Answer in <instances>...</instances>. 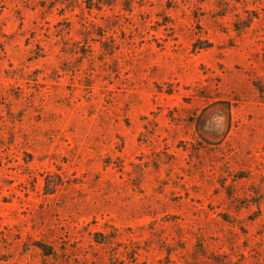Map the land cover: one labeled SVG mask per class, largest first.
<instances>
[{"label":"rangeland","instance_id":"obj_1","mask_svg":"<svg viewBox=\"0 0 264 264\" xmlns=\"http://www.w3.org/2000/svg\"><path fill=\"white\" fill-rule=\"evenodd\" d=\"M0 264H264V0H0Z\"/></svg>","mask_w":264,"mask_h":264}]
</instances>
